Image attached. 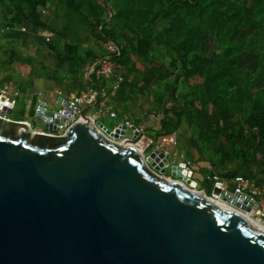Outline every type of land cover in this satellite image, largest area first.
<instances>
[{
    "label": "water",
    "instance_id": "obj_1",
    "mask_svg": "<svg viewBox=\"0 0 264 264\" xmlns=\"http://www.w3.org/2000/svg\"><path fill=\"white\" fill-rule=\"evenodd\" d=\"M57 104L36 103L41 131L6 117L13 104L0 110V264H264V228L165 176L164 151L145 156L134 125L127 137V123ZM225 194L251 211L248 196Z\"/></svg>",
    "mask_w": 264,
    "mask_h": 264
},
{
    "label": "trees",
    "instance_id": "obj_2",
    "mask_svg": "<svg viewBox=\"0 0 264 264\" xmlns=\"http://www.w3.org/2000/svg\"><path fill=\"white\" fill-rule=\"evenodd\" d=\"M0 6L9 7L8 26L28 23L65 43L75 65L101 58L105 41L119 48L113 56L119 72L129 54L142 57L151 70L144 88L164 107L162 127L172 113L173 128L187 123L199 142L214 147L211 162H258L257 181L264 182V0H0ZM162 129L161 135L171 130Z\"/></svg>",
    "mask_w": 264,
    "mask_h": 264
},
{
    "label": "crops",
    "instance_id": "obj_3",
    "mask_svg": "<svg viewBox=\"0 0 264 264\" xmlns=\"http://www.w3.org/2000/svg\"><path fill=\"white\" fill-rule=\"evenodd\" d=\"M8 11V6H0V87L6 85L10 90L18 91L17 96L20 95V98L16 101L15 97L17 96H13V106L9 114L13 113L14 104L16 103L19 104L20 110H18L13 117L9 115H6V117L14 121L28 122L30 123L33 131H41L43 129L35 127L36 125H40L38 121L35 122V120H37L34 114L36 103L39 100H43L48 105L47 100L43 97L45 95L52 102V105H56L57 101L60 103L68 102L70 99L77 96L81 91L91 87L92 82L90 77L93 75L94 62H89V60H87L83 64L75 65L71 58L66 56V44L54 40L52 33L47 30L38 29L24 22H15L12 26H8ZM6 41H15L13 44L14 46L11 47L7 45ZM52 41L56 42V44L54 43V48L52 47ZM49 44H51L53 49H50ZM27 54L29 56H37L38 58L40 56L43 57L45 59V61H43L44 67L39 68V63L35 61L31 62V60L27 57ZM125 63L127 65L120 68V72L124 76V79L117 90L110 89L112 78H108L103 82V85L109 89L108 105L111 110L116 112L117 116L110 118L106 115L104 117L95 118L93 121H100L103 123L102 119L109 118L111 119V122L114 123L112 128L108 127L110 129L115 128L119 124L128 122L127 128H130L131 125H136L135 127L143 129L145 135L146 130L148 129L144 124V122H146L145 120H148V122H156L158 119L157 123L152 122V124L154 123V127L156 126L155 124H158L156 126L158 127V134L162 133V128L167 127V123H165L166 120H164L165 127H162L161 124V121L164 119V110H162L161 107L157 108L155 106V111L151 108L150 102L148 103L144 101V98H147L145 93V90L147 91V89H145L144 86L147 82H149V72L151 71L147 62H145L142 57L129 54L125 58ZM45 65H47L48 68L45 67ZM10 68L21 73L20 75L30 71L32 76L31 81H25L23 84L22 81H9L8 83L2 82L1 78ZM43 70H45V72L48 70L51 71L52 79L44 81V86L36 87L35 80L42 81L40 73ZM20 87L24 88L25 94H22ZM24 95L25 98H22ZM162 108L164 109V107ZM80 109H88L86 114L87 117L90 118L89 115L93 112V108L91 106H81ZM152 113L156 116H154L151 121ZM32 124H34V127ZM183 124L184 123L181 125ZM127 128L125 130V136L131 137L126 134ZM149 128L151 127L149 126ZM131 131V134H133V129H131ZM156 134L157 132L154 133V136H148L147 138L158 140V138L155 137ZM167 134L174 135L172 132ZM175 139L176 142L172 145L177 143L176 136ZM190 143H194V140L189 139L188 143L185 145L186 148ZM152 148H157V145H152ZM169 148L170 145L168 146V149ZM139 149L142 150L141 148ZM191 155L195 162L197 159L199 160L200 155H194L193 152ZM185 161L188 165L192 163V161ZM202 161L205 162L203 158L201 159V162ZM178 164L183 165V163H172L171 165L175 167ZM259 167L260 164H258V162L242 161V163H234L229 158L223 164L216 161L211 162L207 168L209 171L205 173V176L208 180H211L212 175L218 174L224 180L229 181L233 178V176L241 174L245 177L258 180L260 179ZM203 168L206 167L203 166ZM201 170L202 169H200V171ZM202 189L205 190L204 187Z\"/></svg>",
    "mask_w": 264,
    "mask_h": 264
},
{
    "label": "built area",
    "instance_id": "obj_4",
    "mask_svg": "<svg viewBox=\"0 0 264 264\" xmlns=\"http://www.w3.org/2000/svg\"><path fill=\"white\" fill-rule=\"evenodd\" d=\"M103 48L105 50L104 55L94 62V64H96L94 76L96 80H98V83L81 91L77 96L67 102L68 107L72 109H77L81 106H91L93 108V112L89 115V117L92 120L106 115L110 118L117 116L116 112L111 110L108 105L109 89L105 87L102 82L108 78H112L110 89L117 90L124 79L123 75L117 70L116 63L113 60V56L119 53L118 46L112 41H105L103 43ZM17 95L18 91L10 90L6 85L0 87V97L3 98L0 110L3 109V104H5L6 107H9V104H13L12 98ZM69 123V121H66L63 124H58L57 127L59 132H63ZM135 129L138 131L139 138L144 136L142 128L135 127ZM146 139V147H152V145L155 144L157 145V148L164 151L166 156L169 154L168 146L176 142L175 136L172 134L161 135L158 137V140H154L153 138ZM135 144L138 145L137 143ZM167 165L168 163L166 164V167ZM174 168H177L175 171L176 173H178V170L183 173L180 177L183 181L190 178V175L188 174V172H190L188 170V163H183V165L178 164L175 167L171 165V169L173 170ZM184 170L185 172H183ZM211 180L213 188H218L220 190V194H211L213 198H221L222 194L226 195L225 193H237L248 196L249 201L252 203L249 215H251V212H255L257 219L263 221L262 223L264 224V182H259L256 179L245 177L241 174L235 175L229 181L224 180L218 174H214L212 175Z\"/></svg>",
    "mask_w": 264,
    "mask_h": 264
},
{
    "label": "rangeland",
    "instance_id": "obj_5",
    "mask_svg": "<svg viewBox=\"0 0 264 264\" xmlns=\"http://www.w3.org/2000/svg\"><path fill=\"white\" fill-rule=\"evenodd\" d=\"M6 43H7V45L13 47L14 46L13 44L15 43V41H9V42L6 41ZM27 57L31 60V62H34L35 61V62L39 63V65H38L39 68L40 67H44V64H43L44 62L43 61H45V59L43 57L40 56L38 58L37 56H29V55ZM45 67L48 68L47 65H45ZM6 72L7 73L5 75H3V77L1 78V81L4 82V83H8L9 81H14V82L22 81V84H23V82H25V81H31V79H32V76H31L30 71L29 72H26L24 74L22 73V75H20L21 73H19V72L15 71L14 69L10 68ZM40 74H41V77H42V81L41 80H39V81L38 80H35L36 81V87H38V86H44V81L49 80V79H52V73L49 70L47 72H45V70H43V71H41ZM20 89L22 91V94L23 93L25 94L24 88L23 87H20ZM145 93H146V97L147 98H144V101L145 102H148V103L150 102L151 108L156 111V109H155L156 104L153 101L154 98H153L152 93L150 91H148V90L147 91L145 90ZM43 97H44V99L47 100V103H48L49 106L52 105V102L47 98L46 95L43 96ZM169 97L170 96L168 95V100H169ZM19 98H20V95L17 96V97H15V100L17 101ZM22 98H25V95ZM162 107L163 106L161 105V109L164 110ZM120 108H122V107H120ZM18 110H20V106H19L18 103H16V104H14L13 113L7 114V115L13 117V116H15V113ZM162 110H161V112H162ZM154 116H156V115H154V113H152V115H151V121L153 120ZM161 117H162V115H161ZM36 121L37 120H35V122ZM102 121H103V124L106 127L112 128V126L114 124L113 122H111V119H109V118L102 119ZM145 121L146 122H144V124H145V126L148 129L146 130V133H145L144 136H142L141 138H138L137 139L136 143L138 145H136V146L139 147V148H141V149H143L145 156H147V154L152 149H154V148H152L150 146L149 147H146V143H147V139L146 138L148 136H154V133L155 132H157L156 135H161V133L158 134V127H156L158 124H155L156 125L155 126L156 128L153 126L154 123H157L158 122V119L156 120V122L152 121V122H154L153 124H152V122H148V120H145ZM173 122H174V117H173V114L170 113L168 115L165 123H167L166 126L171 129L169 133L172 132L176 136L177 143L175 145H172L171 144L170 145V148L168 149L169 150V154L167 155V157H168V165L166 167V170L164 172V175L165 176H170L171 175V170H172L171 169V164L172 163H174V164L175 163H185L186 162L185 160L192 161V163H190V165H188V168H189L188 170L191 171L190 178L193 181L196 182V189L200 190V189H202L204 187L206 194H208V195L212 194V190H213L212 180H208L207 177L205 176V173L209 171L207 168L211 164L210 158H212V156H213L214 147L213 146H208V145L205 146V144H202L201 142H199L198 140H196V137H195V135L193 133V130L190 128V125L189 124L187 125L186 123H184L179 128H173V125H174ZM33 125L34 124H32V126ZM149 126L151 128H149ZM35 127L36 128L39 127L40 129H43V124L40 123L39 126L36 125ZM203 129H207V124L205 122H204V125H203ZM131 133H132L131 129L130 128H127L126 134L128 136H131L132 135ZM189 139L194 140V143L188 144V146L186 148L185 145L188 143ZM191 151L193 152L194 155H197V156L200 155L199 160L197 159L196 162L192 159V155H191L192 152ZM202 158L205 160V162L204 161L201 162V159ZM208 158H209V160H208ZM203 166L206 167V168H203ZM200 169H202L201 170L202 172L200 171ZM172 178L177 179L178 176L177 175L176 176H172ZM239 211H241V212L249 215L248 212L246 213V212H244L242 210H239ZM249 216L251 218L255 219V220H258L257 219V215H256L255 212H251V215H249ZM258 221L261 224H263L262 223L263 221H260V220H258Z\"/></svg>",
    "mask_w": 264,
    "mask_h": 264
},
{
    "label": "bare ground",
    "instance_id": "obj_6",
    "mask_svg": "<svg viewBox=\"0 0 264 264\" xmlns=\"http://www.w3.org/2000/svg\"><path fill=\"white\" fill-rule=\"evenodd\" d=\"M174 171H176L177 170V168H174L173 169ZM177 174H180V175H183V173L181 172V171H179L178 170V173ZM213 198V197H212ZM214 201H216V202H218L219 204H221V205H223V206H226V207H229V208H231L232 210H235L237 213H239V214H241V215H243V216H245V217H247L248 219H250L251 221H253L254 223H256V224H258L259 226H261L262 228H264V225L263 224H261L258 220H255V219H253V218H251L249 215H247V214H245V213H243V212H241V211H239V210H241V209H239V208H233V207H231V206H228L226 203H224L225 201L222 199V198H214L213 199ZM223 201V202H222ZM238 209V210H237ZM245 212V211H244ZM247 213V212H246Z\"/></svg>",
    "mask_w": 264,
    "mask_h": 264
}]
</instances>
